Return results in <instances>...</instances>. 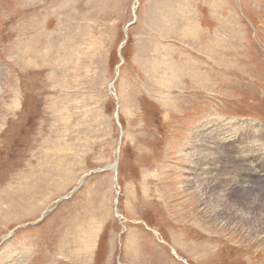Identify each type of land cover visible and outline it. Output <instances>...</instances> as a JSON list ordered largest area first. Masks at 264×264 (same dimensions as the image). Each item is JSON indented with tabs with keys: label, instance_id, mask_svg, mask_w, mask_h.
<instances>
[{
	"label": "rangeland",
	"instance_id": "rangeland-1",
	"mask_svg": "<svg viewBox=\"0 0 264 264\" xmlns=\"http://www.w3.org/2000/svg\"><path fill=\"white\" fill-rule=\"evenodd\" d=\"M263 154L264 0H0V264H264Z\"/></svg>",
	"mask_w": 264,
	"mask_h": 264
},
{
	"label": "bare ground",
	"instance_id": "bare-ground-1",
	"mask_svg": "<svg viewBox=\"0 0 264 264\" xmlns=\"http://www.w3.org/2000/svg\"><path fill=\"white\" fill-rule=\"evenodd\" d=\"M38 48V47H37ZM26 52H28L29 51V53L31 52V51H34V49L33 48H31L30 46H28V48L27 49H24ZM38 52H39V50H38ZM37 53V52H36ZM36 56V55H35ZM159 68V66L157 67V69ZM197 68V67H196ZM161 70V69H160ZM168 70V68L166 67V71ZM185 70V69H184ZM183 70V71H184ZM173 71V70H172ZM182 71V72H183ZM155 72H157V70L155 71ZM159 72V71H158ZM161 72V71H160ZM168 72H169V70H168ZM187 72H189L188 70H187ZM173 73V72H172ZM200 73V72H199ZM170 74H171V72H170ZM190 76L191 77H193L194 79L196 78V72H195V70H194V73H190ZM176 78H178V77H176ZM161 80H164V78L162 77L161 78ZM171 80V79H170ZM172 80H173V77H172ZM165 81V80H164ZM177 81V80H176ZM166 82V81H165ZM195 81H192V83H194ZM176 84H177V82H176ZM195 84V83H194ZM161 85V84H160ZM164 85V84H163ZM206 85V84H205ZM208 86V85H207ZM79 103V102H78ZM202 127V126H201ZM258 134V133H257ZM220 141V140H219ZM255 149V148H254ZM257 150V149H256ZM262 150V149H261ZM262 153V152H261ZM193 154H195V153H193ZM249 154V153H248ZM264 155V154H263ZM195 156V155H194ZM196 158V157H195ZM199 158V157H198ZM198 158H197V163H200L201 164V161L200 160H198ZM204 158V157H203ZM250 159V158H249ZM224 160V159H223ZM244 161V160H243ZM193 162V161H192ZM195 162V161H194ZM117 164V163H116ZM116 164H114L113 166H112V171L113 172H115L116 173V168H117V166H116ZM193 164V163H192ZM252 164V163H251ZM118 165V164H117ZM194 165V164H193ZM197 166H199V165H197ZM195 168H197V167H195ZM191 170H193L194 171V173H193V177L196 179V178H198V175H199V173H198V175H197V173H196V171H195V169H191ZM247 171V170H246ZM253 171V170H252ZM254 172V171H253ZM228 176H230V175H228ZM202 181H203V183H202V185L203 186H206L205 188L207 189V190H209L210 189V187H211V184H212V182L213 181H211V182H209V180L208 179H205V177L204 178H202L201 179ZM248 180V179H247ZM250 180V179H249ZM255 180V179H254ZM242 181V185H243V187L245 188V187H247L246 188V190L248 189V187L250 188V184L248 185V183L245 181V180H241ZM233 184V183H232ZM235 184V183H234ZM237 185V184H236ZM247 185V186H246ZM213 186V185H212ZM255 186V185H254ZM261 186V185H260ZM252 187V186H251ZM257 187V186H256ZM255 187V188H256ZM264 188V187H263ZM222 189V188H221ZM207 190H206V193H207ZM252 190H255V189H252ZM260 190V189H259ZM202 191V190H201ZM211 191V190H210ZM226 191V190H225ZM90 238V237H89ZM25 253H27V252H25ZM11 254V253H10ZM12 255V254H11ZM7 256V255H6ZM19 257V255L17 254V256H16V259H15V261H12V264H26V262H27V260H25V259H27L28 258V253H27V255L26 254H24L23 252H21L20 253V257Z\"/></svg>",
	"mask_w": 264,
	"mask_h": 264
},
{
	"label": "water",
	"instance_id": "water-1",
	"mask_svg": "<svg viewBox=\"0 0 264 264\" xmlns=\"http://www.w3.org/2000/svg\"><path fill=\"white\" fill-rule=\"evenodd\" d=\"M116 166H117V164H116ZM116 177H117V173H116Z\"/></svg>",
	"mask_w": 264,
	"mask_h": 264
}]
</instances>
